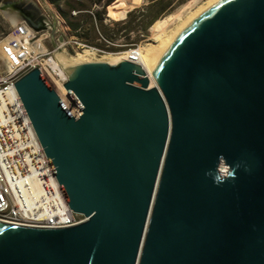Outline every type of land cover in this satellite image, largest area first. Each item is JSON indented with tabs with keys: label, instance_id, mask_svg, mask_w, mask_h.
<instances>
[{
	"label": "water",
	"instance_id": "water-1",
	"mask_svg": "<svg viewBox=\"0 0 264 264\" xmlns=\"http://www.w3.org/2000/svg\"><path fill=\"white\" fill-rule=\"evenodd\" d=\"M150 69L155 86L130 59L72 67L78 117L39 67L14 83L87 219L0 220V264H264V0L213 4ZM221 156L240 167L217 186Z\"/></svg>",
	"mask_w": 264,
	"mask_h": 264
},
{
	"label": "built area",
	"instance_id": "built-area-1",
	"mask_svg": "<svg viewBox=\"0 0 264 264\" xmlns=\"http://www.w3.org/2000/svg\"><path fill=\"white\" fill-rule=\"evenodd\" d=\"M51 29L54 34L59 31ZM33 67L24 61L0 75V177H7V184H0V220L38 227L73 226L87 217L70 207L14 84Z\"/></svg>",
	"mask_w": 264,
	"mask_h": 264
},
{
	"label": "rangeland",
	"instance_id": "rangeland-1",
	"mask_svg": "<svg viewBox=\"0 0 264 264\" xmlns=\"http://www.w3.org/2000/svg\"><path fill=\"white\" fill-rule=\"evenodd\" d=\"M31 1L34 2L39 15L50 23L48 27L36 30L29 25L27 19L21 16L18 11L4 9L0 5V75L11 70L6 49L9 45H14L13 38L10 35L16 28L24 30L27 26L34 31L35 34L30 41V53L32 55L36 53L42 59L60 55L54 50L50 39L52 35L56 38L60 35L65 37L64 49H66V55L76 54L87 48L89 49V56L98 59L104 55H123L131 48L153 42V26L158 20L166 19L177 12L185 14L186 9L206 0H144L141 5L129 11L132 12V16L129 17L128 12L126 17L120 20L110 14V6L114 0L106 7V16L102 22L107 28V33L102 32L101 23L97 19L90 18L88 15L82 17V27L75 31L71 28L59 7L50 0ZM92 1L71 0L76 6L89 7V10H86L89 13L86 14H90L93 10L99 8V6L92 4ZM62 8L67 9L65 1L62 3ZM75 12L73 10L71 14L77 16V11ZM12 18L16 19V23L13 22ZM51 25H54L59 31L53 34L50 28ZM18 54L22 57L21 53ZM24 61L27 62L28 60Z\"/></svg>",
	"mask_w": 264,
	"mask_h": 264
},
{
	"label": "bare ground",
	"instance_id": "bare-ground-1",
	"mask_svg": "<svg viewBox=\"0 0 264 264\" xmlns=\"http://www.w3.org/2000/svg\"><path fill=\"white\" fill-rule=\"evenodd\" d=\"M219 1L220 0H206L204 2H198L195 6L186 9L185 14L177 12L166 19L158 20L153 26V42L145 43L139 46V48H131L123 55H104L98 59L89 56V49L87 48L82 52L76 54L71 53L69 55L65 54L66 49L56 50L60 55L42 59L36 53L35 55L30 53V41L35 34L34 31L27 26L24 30L16 28L10 35L13 38L14 45H9L6 49V55L10 62V69H13L14 66L23 64L24 60L30 61L35 67L41 66V73L57 91L66 108L73 115L79 116L82 113V108L78 103L73 101L71 95L64 86L69 78V71L72 67L85 62L100 61L117 64L123 60L130 59L143 66L150 77V86H155L156 80L150 68L165 54L181 32L197 16ZM143 2L144 0H115L110 6V14L116 19H123L129 11L141 5ZM12 20L16 23L15 18H12ZM18 53H21L22 57H20ZM0 184H7V177H0Z\"/></svg>",
	"mask_w": 264,
	"mask_h": 264
},
{
	"label": "trees",
	"instance_id": "trees-1",
	"mask_svg": "<svg viewBox=\"0 0 264 264\" xmlns=\"http://www.w3.org/2000/svg\"><path fill=\"white\" fill-rule=\"evenodd\" d=\"M54 3L59 9L61 10L63 16L66 18L67 22L71 26V28L75 31H78L82 27V17L89 16L90 18L97 19L102 26V32L107 33V28L102 23L105 16H106V7L110 5L114 0H93L92 4L99 6V8L93 10L90 14H86V10H89V7L83 6L79 7L76 6L71 2V0H50ZM65 1L67 5V9L62 8V3ZM77 11V16H73L71 14L72 11ZM85 13V14H84ZM129 17L132 16V12H129ZM126 17V16H125ZM120 20V19H117Z\"/></svg>",
	"mask_w": 264,
	"mask_h": 264
},
{
	"label": "flooded vegetation",
	"instance_id": "flooded-vegetation-1",
	"mask_svg": "<svg viewBox=\"0 0 264 264\" xmlns=\"http://www.w3.org/2000/svg\"><path fill=\"white\" fill-rule=\"evenodd\" d=\"M1 6L4 9H9L11 11H18V13L21 16L27 19L29 25L36 30H41L49 26L48 24H44V18L41 17L39 13L36 11L35 4L31 0H28V3L27 0H17L11 2L4 1V3H2Z\"/></svg>",
	"mask_w": 264,
	"mask_h": 264
},
{
	"label": "clouds",
	"instance_id": "clouds-1",
	"mask_svg": "<svg viewBox=\"0 0 264 264\" xmlns=\"http://www.w3.org/2000/svg\"><path fill=\"white\" fill-rule=\"evenodd\" d=\"M240 167V164L237 163L235 167L233 165H228L224 158L221 156L218 167L208 170L205 175L211 177L214 184L217 186L229 181L230 179L235 178L236 169Z\"/></svg>",
	"mask_w": 264,
	"mask_h": 264
},
{
	"label": "crops",
	"instance_id": "crops-1",
	"mask_svg": "<svg viewBox=\"0 0 264 264\" xmlns=\"http://www.w3.org/2000/svg\"><path fill=\"white\" fill-rule=\"evenodd\" d=\"M3 8V7H2Z\"/></svg>",
	"mask_w": 264,
	"mask_h": 264
}]
</instances>
